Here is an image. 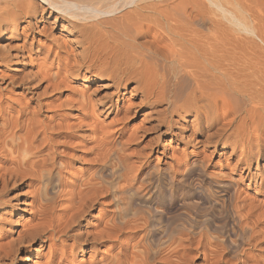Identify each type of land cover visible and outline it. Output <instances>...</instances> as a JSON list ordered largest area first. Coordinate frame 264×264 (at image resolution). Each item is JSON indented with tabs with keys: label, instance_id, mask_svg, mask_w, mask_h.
I'll return each mask as SVG.
<instances>
[{
	"label": "bare ground",
	"instance_id": "obj_1",
	"mask_svg": "<svg viewBox=\"0 0 264 264\" xmlns=\"http://www.w3.org/2000/svg\"><path fill=\"white\" fill-rule=\"evenodd\" d=\"M255 40L264 0H0V264H264Z\"/></svg>",
	"mask_w": 264,
	"mask_h": 264
},
{
	"label": "rangeland",
	"instance_id": "obj_2",
	"mask_svg": "<svg viewBox=\"0 0 264 264\" xmlns=\"http://www.w3.org/2000/svg\"><path fill=\"white\" fill-rule=\"evenodd\" d=\"M255 41H258V40H255ZM260 41H258V44H257V42L256 43H254V41H252L251 43H250V47H253V45H254V47L256 46V47H260V45H262L261 47H264V45L263 44H261V43H259ZM43 43H45V42H43ZM42 43V44H43ZM49 43H45V46H50V44L48 45ZM246 44L248 45V47H249V43H248V41L246 42ZM245 43L244 44H242V45H237V46H234V47H247V45H246ZM47 48V47H46ZM41 50V49H40ZM48 67L50 66V65H47ZM98 84H101V83H98ZM98 84L97 83H89V84H84L83 82H79L77 85H75V94H79L80 92H83V93H92L93 91H99L98 90ZM8 90V92H12V96H15V97H21V96H25V94H27V93H25V94H23V90L21 89H17V90H13V91H15V92H13L12 90H9L7 87H6V84H4V83H0V91H4L5 92V90ZM6 90V91H7ZM92 91V92H91ZM23 94V95H22ZM72 94H73V92H67V95H65V96H72ZM27 96H28V98L30 97V95L29 94H27ZM26 96V97H27ZM51 95H47L46 96V102L47 103H50V102H52V100H53V98L52 97H50ZM45 115H43V117H44V119L45 118H47L48 116H53V114H51V113H44ZM47 114V115H46ZM79 114V113H78ZM77 113H73V115L70 117V120H69V123L70 124H73L74 122H77L80 118H81V115L79 114L78 115ZM42 118V117H41ZM44 119H42V120H44ZM108 122H109V120H108ZM140 124V121L139 120H136V121H134L133 123H131L130 125H129V127L130 128H133V127H137L138 125ZM175 147H176V149L180 152V153H184V152H186V151H184L185 150V148L182 146V145H179V146H177V145H174ZM189 152L187 151V154H188ZM151 161H152V163H153V165L155 166V164L154 163H156L157 164V159H156V156L154 157H152L151 158ZM151 166H149L148 168H150ZM170 167H171V163H170V160H163L162 161V164H161V167L159 168L160 170H161V172H169L170 171ZM155 171H157L156 169H154ZM210 172H212L213 174H215V175H222V174H224V173H229L230 175H233V177L240 183V185L244 188V189H246V190H249L251 193H257V190L255 189V188H253V186H252V183L249 181V180H247L246 179V177L245 176H241L239 173H232L226 166H225V163H224V161H222V160H220L219 161V158L218 157H215L214 159H213V161H212V163H211V168H210ZM242 179H245V181H243ZM258 193H261V191H258ZM189 198V199H188ZM180 199H182V198H180ZM180 199H178L177 201V203H181L179 200ZM187 203L188 204H192L193 202H195L194 201V199H192V200H190L191 199V196H188L187 197ZM192 201V202H191ZM178 209V210H177ZM176 210V211H175ZM188 213V211L186 210V209H179V206H178V204H176L175 206H173V208H172V211H171V214H173V216H181L182 214H183V216H184V214H187ZM182 216V217H183ZM185 217V216H184ZM183 217V218H184ZM221 240V239H220ZM189 244H187V243H183V246L184 247H187Z\"/></svg>",
	"mask_w": 264,
	"mask_h": 264
}]
</instances>
